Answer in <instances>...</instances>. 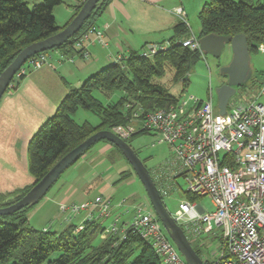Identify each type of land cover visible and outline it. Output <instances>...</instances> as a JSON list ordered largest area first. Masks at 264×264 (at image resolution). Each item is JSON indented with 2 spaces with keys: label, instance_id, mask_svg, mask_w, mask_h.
<instances>
[{
  "label": "trees",
  "instance_id": "16d2710c",
  "mask_svg": "<svg viewBox=\"0 0 264 264\" xmlns=\"http://www.w3.org/2000/svg\"><path fill=\"white\" fill-rule=\"evenodd\" d=\"M38 1L41 0L33 1L35 6L31 7L26 0H0V73L27 45L57 33L68 24L59 25L54 13L55 7L63 0H43L37 4ZM108 2L106 0L93 11L69 42L54 49H62L66 54L77 50L76 39L94 25ZM83 4L77 6L75 15ZM199 17L201 30L198 37L210 33L222 36L244 33L251 54L259 52L260 46H264V0H209L200 10ZM191 34L189 23L180 19L167 48L159 49L152 55H145L144 51L139 50L131 51L129 55H123L120 60L87 77L80 86L70 88L55 113L40 126L29 142V170L34 182L25 188L0 192V207L20 200L59 159L95 132L112 130L118 124H129L138 106L142 108L144 117L149 111L177 103L180 98L158 78L172 68L175 80L188 84L189 73L203 58L199 49H191L182 43ZM25 77L23 75L16 81V87ZM263 83L264 75L260 78L252 73L249 81L241 87L255 88ZM96 90L109 98L116 90L121 91L122 95L117 100L103 102L95 96ZM129 102L132 107L127 109L126 103ZM80 108L94 112L99 116L100 123H79L74 115ZM100 141L111 143L125 157L123 151L108 139ZM132 170L130 165V170L122 171L117 182L133 175ZM187 197L196 198L190 194ZM32 206L11 214H0V262L43 264L52 254L59 253L48 264H164L153 245L133 232L132 228L127 230L125 237L109 234L97 242L107 227L102 221L103 217L86 221L79 231L74 222L61 230L51 227L40 229L30 225L27 210ZM193 246L199 254L202 253L198 246ZM206 263L215 264V261L207 260Z\"/></svg>",
  "mask_w": 264,
  "mask_h": 264
},
{
  "label": "built area",
  "instance_id": "2783aa9c",
  "mask_svg": "<svg viewBox=\"0 0 264 264\" xmlns=\"http://www.w3.org/2000/svg\"><path fill=\"white\" fill-rule=\"evenodd\" d=\"M81 3L86 0H80ZM174 12L187 22V14L178 6ZM90 40L104 42V31L92 25L75 42L84 57L90 56L86 44ZM191 49H201L199 37L192 33L182 41ZM154 45L144 51L152 55L159 49ZM264 51V46H260ZM118 56L116 60H120ZM50 51L33 55L18 69L9 88L31 70L52 65ZM264 83L259 87L240 89L227 103L226 112L220 113L212 94L203 100L194 96L178 101L167 108L147 112L142 117L138 106L131 121L140 119V127L118 124L113 131L124 139L144 130L155 132L158 142L170 147L169 157L153 170V178L164 199L177 177L187 182L186 199L171 213L191 240L204 244L205 234L216 233L219 258L215 264H264ZM132 103H126V108ZM190 196H208L213 211ZM62 212L74 214L87 211L86 221L108 217L113 210L112 200L97 195L83 203H64ZM85 221V222H86ZM85 222L78 225L82 230ZM151 243L164 264H189L170 238L164 224L149 200L135 206L130 222L120 224L119 217L106 227L103 237L119 234L125 237L128 229Z\"/></svg>",
  "mask_w": 264,
  "mask_h": 264
},
{
  "label": "crops",
  "instance_id": "0c3cea01",
  "mask_svg": "<svg viewBox=\"0 0 264 264\" xmlns=\"http://www.w3.org/2000/svg\"><path fill=\"white\" fill-rule=\"evenodd\" d=\"M177 3L179 0H109L99 15L102 20L101 24L94 23L104 31V42L96 40L87 42L89 57H84L79 49L68 54L62 49H57L56 53H51L52 65L31 70L17 87L9 88L5 92L0 101V145L3 146V139L7 137L8 140L12 136L21 145L26 146L33 133L55 113L70 88L79 86L87 77L113 63L118 56H127L134 50L145 51L154 45L168 47L170 38L174 35V27L181 19L174 12V9L178 7ZM79 4L81 1L76 0L73 9H70L72 13L70 19L64 25L58 22L59 25L65 26L74 18ZM129 123L137 125L141 122L140 119H134ZM20 128L22 131H19ZM142 133L145 132L139 134ZM96 148L94 146L85 152L64 171L65 177L62 178L61 175L58 179L49 201L54 199L55 206L60 211L64 203H83L97 195H105L109 175L102 169V164L106 163L110 153V159H114L113 165H118L117 169L120 173L130 170L129 162L125 157L117 156L116 148L111 143L107 142L99 149ZM4 153L3 149L0 150V177L4 176L6 171L18 172L20 170L16 163L12 164L10 158L4 156ZM107 168L106 165L105 171ZM33 182L34 180L30 179L29 184H25L30 185ZM10 191L13 190L7 192ZM0 192L5 191L0 190ZM93 193L96 194L93 195ZM114 213L113 208L112 213L103 218L106 219L113 215L114 218L119 217L120 222L121 215H114ZM52 215L54 217V214ZM125 221L122 220V222ZM71 222L67 220L55 230H61ZM219 230L217 229L216 233L205 234V241L218 240L216 234ZM189 240L202 251L203 244L199 239ZM200 255L202 256V253ZM203 259L210 261L206 257Z\"/></svg>",
  "mask_w": 264,
  "mask_h": 264
},
{
  "label": "rangeland",
  "instance_id": "374dc122",
  "mask_svg": "<svg viewBox=\"0 0 264 264\" xmlns=\"http://www.w3.org/2000/svg\"><path fill=\"white\" fill-rule=\"evenodd\" d=\"M31 7L35 6L33 1L35 0H26ZM64 2L55 7L54 13L58 22L64 25L71 17V8L76 4V0H63ZM209 0H179L177 3L178 6L183 7L185 13L187 14V22L191 27L192 33L198 35L201 30V20L199 17V12L206 2ZM43 0L38 1L37 4L42 3ZM168 8V7H165ZM73 9V8H72ZM95 22L97 25L101 24V17H97ZM52 54L56 53L57 49H50ZM232 47L227 44L220 57H215L211 54L204 53L203 58L196 63L195 67L189 73V82L187 85L183 84L182 81H176L174 77V69L168 68L166 72L158 78L159 82L165 85L170 91L177 95L180 98V101L185 99H191L192 96L199 99H209L212 94L215 105L217 106V87L226 82L228 77L221 73V67L229 63L232 59ZM251 68L252 72L258 77H262L261 71L264 70V51L259 50L257 53L251 54ZM83 83V82H82ZM81 83V84H82ZM80 84V85H81ZM79 85V86H80ZM243 89L241 85L237 86V91ZM122 92L119 90L114 91L111 94V97H107L102 91L96 90L94 92L95 96L100 98L103 102H107L110 99H118L121 97ZM264 101V97L262 98ZM74 117L77 121H90L94 124L99 123V117L92 111L80 108L76 111ZM20 125V123L18 124ZM141 125L137 124L136 127L139 128ZM22 131L20 128L19 131ZM36 132V131H35ZM34 132V133H35ZM33 133V135H34ZM32 135V136H33ZM7 136V135H6ZM30 137L28 144L26 146L21 145L18 140L14 139L12 136L7 140V137L3 139L2 144L0 145V150L5 151L4 156L10 158L11 163H16L20 170L15 171H6L4 176L0 177V190H16L19 188H25L26 184H29V180H34V176L30 174L29 170V157H28V146L32 138ZM129 144L133 149L138 153L140 158L144 160L146 166L153 172V170L160 166L170 155V149L168 144L160 143L157 139V134L155 132H145L138 134L136 136L130 137L128 139ZM107 142L99 141L96 143V149H99L101 146H104ZM16 144V145H15ZM8 146V147H6ZM18 151V152H17ZM7 152V153H6ZM25 152V153H23ZM103 153V152H99ZM118 157H123L122 154L118 153ZM106 159V163L102 164V169L104 172L108 173L107 188L104 191L106 196H109L112 200L114 215L120 214L121 219L120 223L130 222L133 217L134 208L139 203H149V198L147 192L144 188L143 183L137 176V174L132 170L133 175L118 181L120 172L118 171V165H113V160ZM108 168L105 171V166ZM64 174V173H63ZM62 174V178L65 176ZM26 183V184H25ZM58 182L55 183L53 188L49 190L43 198L34 206L27 210L29 217L30 225L43 229L44 227H51L53 229H58L61 227L63 222L67 220L74 222L79 225L86 221L87 211H81L77 214L67 211L62 212L55 206V201H49L52 197L53 189L56 187ZM24 184V185H23ZM174 188L168 196L164 197V202L171 213L178 208L181 200L186 199L185 191L187 190V182L183 176L177 177V180L174 184ZM98 190V189H97ZM96 193H93L95 195ZM196 201L202 203L207 210L213 211L214 206L211 201V198L208 196H196ZM74 216H73V214ZM54 214V217L53 215ZM115 216L109 218H103V223L106 226H109ZM122 220H126L122 222ZM102 235L97 239V242L101 241ZM217 240L213 239L211 242L206 241L202 245V256L210 259V261H217L219 258V249H218ZM59 256V253H54L46 260L43 264H48L49 260H53ZM12 261L0 262V264H11Z\"/></svg>",
  "mask_w": 264,
  "mask_h": 264
},
{
  "label": "water",
  "instance_id": "95a60500",
  "mask_svg": "<svg viewBox=\"0 0 264 264\" xmlns=\"http://www.w3.org/2000/svg\"><path fill=\"white\" fill-rule=\"evenodd\" d=\"M106 0H86L75 17L57 33L23 48L14 60L0 73V101L8 90L18 69L35 54L48 51L69 42L78 33L85 22L91 17L93 11L101 6ZM201 49L204 53L220 57L224 47L229 44L232 47V59L221 67V73L228 80L220 84L217 91V106L220 113L226 112L227 103L237 91V86L245 84L252 76L251 53L248 40L244 33L234 36H222L214 33L199 37ZM102 139H108L118 146L124 153L126 160L133 167L135 173L144 185L148 198L154 211L164 224L170 238L176 244L178 250L189 264H207L197 252L187 237L183 228L175 221L168 210L157 184L146 166L144 160L133 149L129 142L110 129H101L79 145L74 147L59 159L54 166L38 181L20 200L15 203L0 207V214H11L26 206L37 204L43 196L57 182L64 171L75 162L82 153Z\"/></svg>",
  "mask_w": 264,
  "mask_h": 264
},
{
  "label": "clouds",
  "instance_id": "9594fccd",
  "mask_svg": "<svg viewBox=\"0 0 264 264\" xmlns=\"http://www.w3.org/2000/svg\"><path fill=\"white\" fill-rule=\"evenodd\" d=\"M9 89V88H8Z\"/></svg>",
  "mask_w": 264,
  "mask_h": 264
}]
</instances>
